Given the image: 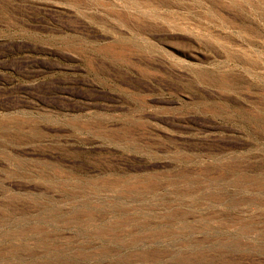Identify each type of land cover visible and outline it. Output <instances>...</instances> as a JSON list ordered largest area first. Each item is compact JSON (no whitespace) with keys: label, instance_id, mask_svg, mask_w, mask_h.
I'll return each mask as SVG.
<instances>
[{"label":"rangeland","instance_id":"rangeland-1","mask_svg":"<svg viewBox=\"0 0 264 264\" xmlns=\"http://www.w3.org/2000/svg\"><path fill=\"white\" fill-rule=\"evenodd\" d=\"M0 264H264V0H0Z\"/></svg>","mask_w":264,"mask_h":264}]
</instances>
